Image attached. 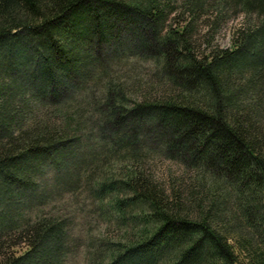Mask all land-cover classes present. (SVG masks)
Instances as JSON below:
<instances>
[{
  "label": "trees",
  "instance_id": "16d2710c",
  "mask_svg": "<svg viewBox=\"0 0 264 264\" xmlns=\"http://www.w3.org/2000/svg\"><path fill=\"white\" fill-rule=\"evenodd\" d=\"M79 196L86 264H264V0H0V264H66Z\"/></svg>",
  "mask_w": 264,
  "mask_h": 264
},
{
  "label": "rangeland",
  "instance_id": "374dc122",
  "mask_svg": "<svg viewBox=\"0 0 264 264\" xmlns=\"http://www.w3.org/2000/svg\"><path fill=\"white\" fill-rule=\"evenodd\" d=\"M251 17L252 19L250 20H255L254 16ZM214 19L215 17L204 16L198 24V31L195 33L194 38L198 41L200 49L205 48L208 42L211 45L220 47L229 46L231 33L244 22L245 17L240 14L230 18L215 30L212 28ZM152 164L156 170H160L163 173L169 169L178 170L177 164L169 161L155 159ZM53 201L54 199L49 204L50 209L53 212L59 211L61 214H66L73 221L71 250L66 258V264H86L84 242L87 236L96 235L100 232H106L110 237L118 235V230L115 226L111 225L108 227L102 224L96 215L88 212L89 207H84L85 202L82 196L70 200Z\"/></svg>",
  "mask_w": 264,
  "mask_h": 264
}]
</instances>
